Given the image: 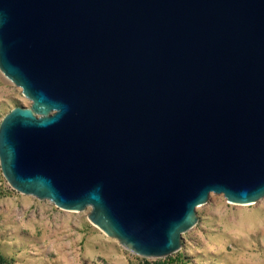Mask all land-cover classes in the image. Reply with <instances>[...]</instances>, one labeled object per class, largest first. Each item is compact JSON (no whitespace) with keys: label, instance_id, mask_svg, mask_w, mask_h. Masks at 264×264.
Returning a JSON list of instances; mask_svg holds the SVG:
<instances>
[{"label":"water","instance_id":"water-1","mask_svg":"<svg viewBox=\"0 0 264 264\" xmlns=\"http://www.w3.org/2000/svg\"><path fill=\"white\" fill-rule=\"evenodd\" d=\"M0 72L7 183L138 256L264 197V0H0Z\"/></svg>","mask_w":264,"mask_h":264},{"label":"rangeland","instance_id":"rangeland-1","mask_svg":"<svg viewBox=\"0 0 264 264\" xmlns=\"http://www.w3.org/2000/svg\"><path fill=\"white\" fill-rule=\"evenodd\" d=\"M31 104L0 72V121ZM91 208L64 210L13 189L0 169V254L6 264H264V197L250 204L210 193L196 207V224L165 258L138 256L87 217Z\"/></svg>","mask_w":264,"mask_h":264},{"label":"trees","instance_id":"trees-1","mask_svg":"<svg viewBox=\"0 0 264 264\" xmlns=\"http://www.w3.org/2000/svg\"><path fill=\"white\" fill-rule=\"evenodd\" d=\"M0 264H6V259L1 254H0ZM146 264H163V262H161V261H155L153 263H146Z\"/></svg>","mask_w":264,"mask_h":264}]
</instances>
